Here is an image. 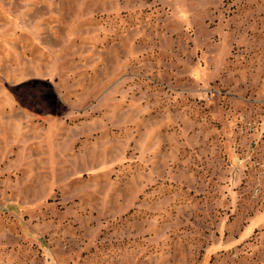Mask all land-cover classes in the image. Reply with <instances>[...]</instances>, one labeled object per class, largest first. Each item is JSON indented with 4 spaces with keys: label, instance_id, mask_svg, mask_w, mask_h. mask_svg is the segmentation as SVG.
<instances>
[{
    "label": "rangeland",
    "instance_id": "374dc122",
    "mask_svg": "<svg viewBox=\"0 0 264 264\" xmlns=\"http://www.w3.org/2000/svg\"><path fill=\"white\" fill-rule=\"evenodd\" d=\"M0 264H264V0H0Z\"/></svg>",
    "mask_w": 264,
    "mask_h": 264
}]
</instances>
